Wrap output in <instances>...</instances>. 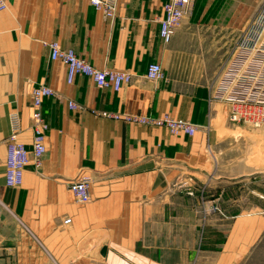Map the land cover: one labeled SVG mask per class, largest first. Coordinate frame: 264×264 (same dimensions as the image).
<instances>
[{
  "label": "crops",
  "instance_id": "crops-1",
  "mask_svg": "<svg viewBox=\"0 0 264 264\" xmlns=\"http://www.w3.org/2000/svg\"><path fill=\"white\" fill-rule=\"evenodd\" d=\"M166 1L115 0L108 17L87 0H7L0 12V264H192L197 251L213 256V264L232 262V227L250 205L233 192L249 172L242 154L226 157L233 149L218 134L245 128L226 118L212 123L217 108L225 117L213 95L242 28L264 0H191L168 43L159 36ZM52 41L131 79L118 92L83 75L69 84L66 67L49 58ZM152 63L162 70L156 81L146 77ZM38 85L58 97L41 105L42 166L27 165L21 185L7 187L10 117L19 116V140L30 150V93ZM67 101L81 109L70 110ZM164 114L198 130L171 135L123 118ZM79 175L91 178L86 204L66 190ZM213 205L225 213L205 212L203 220L202 209Z\"/></svg>",
  "mask_w": 264,
  "mask_h": 264
},
{
  "label": "built area",
  "instance_id": "built-area-1",
  "mask_svg": "<svg viewBox=\"0 0 264 264\" xmlns=\"http://www.w3.org/2000/svg\"><path fill=\"white\" fill-rule=\"evenodd\" d=\"M96 10L103 11L106 16L113 17L115 0H87ZM191 0H167L163 5V18L159 21V36L168 43L175 30L181 24L188 11ZM7 8V0H0V12ZM51 61H59L66 67L67 83H72L75 75H83L93 81L98 89H110L118 92L131 79L127 71L99 70L86 60L78 57L69 48H62L57 42L46 44ZM146 77L151 81L162 78L159 64L148 66ZM56 97L54 91L45 85H38L30 93V130L32 133L31 149L27 150L19 140L21 131L20 118L17 114L10 117V134L7 139L5 160V184L7 187H18L22 183L23 171L27 165L35 170L42 166L46 152L45 139L47 123L41 114L42 101L45 98ZM213 100L222 103L225 118L229 123L248 125L253 129L264 128V17L254 21L252 25L240 33L236 51L220 74L219 82L213 95ZM70 110L78 111L81 106L73 101H67ZM95 116L104 118L121 117L118 113L94 110ZM127 121L141 125L165 128L171 135L183 134L193 136L198 127L188 121L174 119L164 114L158 118L145 115H125ZM91 178L79 175L67 184L66 190L79 204L90 200ZM188 195H192L188 192ZM215 209L213 208V211ZM70 219L63 220L68 226Z\"/></svg>",
  "mask_w": 264,
  "mask_h": 264
},
{
  "label": "rangeland",
  "instance_id": "rangeland-1",
  "mask_svg": "<svg viewBox=\"0 0 264 264\" xmlns=\"http://www.w3.org/2000/svg\"><path fill=\"white\" fill-rule=\"evenodd\" d=\"M261 17H264V1L242 29L245 30ZM236 47L237 45L233 49L232 54L236 51ZM225 66L226 64L220 74ZM221 110L222 108H217V116L212 122L213 124L223 125L225 117ZM242 126L245 130L239 128L220 129V134H218V137L226 138V143H230L228 148L231 147L233 149L232 152H230L231 150L227 152L226 157L242 154L244 157L242 164L249 172V175L245 177L246 180L240 184V189L233 192L235 197L243 198L244 202H249L250 205L247 211L244 210L243 214L245 217L239 219L232 227L233 233L230 245L233 251V260L229 264H264V128L253 130L248 125ZM225 127L227 128V126ZM203 195L207 197L203 199V202H208L210 200L209 195L206 193H203ZM213 208L215 209L214 211ZM202 211L203 220L205 212L209 214L225 213L220 205L208 206L207 209L203 208ZM230 228L228 226L220 227L219 229H227L229 232ZM217 233L218 243H220L224 234H221V231ZM198 256L201 257L195 259L192 264H213V256L205 258L206 255L197 251L195 257Z\"/></svg>",
  "mask_w": 264,
  "mask_h": 264
}]
</instances>
